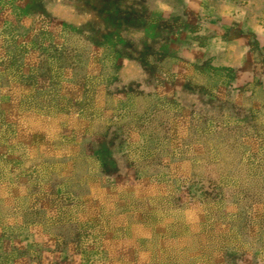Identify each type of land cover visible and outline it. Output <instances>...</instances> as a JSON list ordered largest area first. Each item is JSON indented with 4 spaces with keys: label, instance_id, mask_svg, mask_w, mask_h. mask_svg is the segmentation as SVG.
I'll use <instances>...</instances> for the list:
<instances>
[{
    "label": "rangeland",
    "instance_id": "obj_1",
    "mask_svg": "<svg viewBox=\"0 0 264 264\" xmlns=\"http://www.w3.org/2000/svg\"><path fill=\"white\" fill-rule=\"evenodd\" d=\"M101 1L53 4L61 34L34 32L39 7L15 6L22 19L5 35L0 20V145L20 175L0 187L26 205L0 198V264L38 245L6 226L19 214L33 231L88 221L43 227L64 243L40 264H264V0H203L199 16L223 15L232 36L196 17L179 31L183 0ZM121 57L140 67H117ZM190 60L201 66L174 82ZM158 71L172 75L159 83ZM235 240L241 251L228 253Z\"/></svg>",
    "mask_w": 264,
    "mask_h": 264
},
{
    "label": "crops",
    "instance_id": "obj_2",
    "mask_svg": "<svg viewBox=\"0 0 264 264\" xmlns=\"http://www.w3.org/2000/svg\"><path fill=\"white\" fill-rule=\"evenodd\" d=\"M98 1H99V3L100 2L103 3L101 0H98ZM66 3H70V0H0V20H5L6 21L5 24L7 26L6 29L4 28L2 30V34L5 35V33H7V31H8V29L12 26L10 20L18 21L19 19H22L21 16H17L14 14V12H12V10H14L15 6H17V8H20V10H24L25 8L39 7L38 11L35 13L34 18H33L35 20L34 32H44V31L49 30L51 28L54 31L56 30V32L58 30V32L61 34L64 32V29H62V26L60 28L59 25H60V22H61V24H63L64 22L62 21V18L60 16L51 12V8H52L53 4H66ZM93 3H97V2L94 1ZM183 3L186 5L185 9H184L185 18H184V22L179 24V29H180L179 31H181V29L184 28L186 24H192L191 23L192 17H196V20H195L196 23L194 25L201 27L203 29L205 27H209V29H212V28L218 29L220 24L228 25L231 28V25L229 23H226V21H225L226 18L223 15L220 17H215V16L208 14L207 12H203V14L201 16H199L200 15L199 10H200V7L203 5L202 4L203 0H183ZM99 5H101V4H99ZM164 5L167 7V9L171 8V11H168V13H166V14L163 13V15H162V18L166 19V18L171 17L170 13H173V6H170L167 2H164ZM7 10H9V11H7ZM115 14H117V12H115ZM83 15L86 17H90L89 13L84 12ZM200 17H201V19H200ZM205 18L209 19V22H210V20H215L212 23V26L209 25L208 23L202 21V19H205ZM8 21H10V22L8 23ZM73 33L74 32H72L71 34H73ZM114 33H116V32H114ZM198 33L200 34V33H202V31H198ZM228 34L232 36V28H231V31L228 32ZM73 35L77 36V34L75 35V33ZM118 42H120V40L115 41V44H116L115 47L120 46V45H118ZM94 49L95 48L93 46L91 52H93ZM175 50H181V45H178ZM193 51L199 53V50H197V49L193 48ZM205 51H206V49L202 50V52H204V53H205ZM202 54L203 53H201V55ZM129 59L130 58H123V57L119 58V60L117 62V67H121V66L127 67L130 64L136 66L137 68L140 67V64H138L140 62V60L129 61ZM190 61H191V63L185 65L184 67H181V66L179 67V68H182V70H184L183 71L184 73H182L181 75L177 74V77L175 78L174 82H176V83L179 82L180 84L184 83L186 81V79L189 77V75L192 73V71H194V69L201 66L200 61H197V60H195V61L190 60ZM89 62H90V60H89ZM89 62H88L87 70H86V72L84 74V78H83L86 80H88L90 77L89 72H90L91 68L89 69ZM175 68L173 70L174 72H175ZM103 69H104V65L99 64V75L100 76H102V74L104 72ZM174 72H173V74H174ZM155 75H157V76H154V77L159 78L158 81H160L159 83H161L162 81H167L169 76L172 75V73L171 72L158 71ZM161 78H163V79H161ZM158 81L156 83H158ZM153 82H155V80H153ZM105 89H106V87H105ZM84 91H85V89L82 88V92L80 93L81 95L75 96L74 98L77 100H82L83 99L82 93H84ZM109 126L111 128L112 125H109ZM112 128H113V126H112ZM17 146L20 147V145H17ZM10 147H11V144L8 142H4L2 145H0V164L9 168V169H7L8 173L7 172L5 173V170L0 171V176H1L0 180L3 183L5 182V180L8 181V183H11L10 182L11 177H13L12 179H14V178L18 179L20 176L16 170L12 171L10 168V165L12 163H14L13 160L12 159H4L6 155H10V158H11ZM16 159L18 160V163L23 162L22 160H19L18 157H16ZM10 160H11V162H10ZM7 177H8V179H6ZM71 179H72V177H71ZM5 187H7V188H10V187L18 188V187H14L13 184H12V186H11V184L5 185ZM1 189L2 188L0 187V198L6 200V204L14 206L15 210H20V212L23 210H26V205L22 204L19 198L16 199V198H14V196H4ZM17 192H20V190ZM41 206H42L41 204H38V205H35V207H33V208H32V206L29 208H31V210H39V209L43 208ZM57 208H58L57 211H59L60 209H63L62 206L57 207ZM75 208H80V207L78 204L70 205V210L75 211ZM45 209L49 212L54 211L53 207H50L48 209L45 208ZM16 216L17 217L9 218L7 220L6 226L9 227L10 222H11L12 225H14V227L28 229L29 233H33V234L35 233V239H38V245L34 246L33 240H31V242L30 241L24 242L25 245H23V248H21L19 250L20 251V253H19L20 258L14 260L13 264H33L31 261H34L35 264H40L37 261L38 256H39V259L42 258L38 254V253H40V251H43V249L46 248V246H51L52 243H55V244H63L64 243L63 238L57 237V238L53 239V238L49 237L48 235H46V233L43 230L46 226L61 227V226L67 225V224L73 225L76 223L79 224V226H81L83 228H85V226H88V221L86 222L85 220L77 221V219H75V218H72V219L70 218L69 221L64 222V221H61L57 218L56 220L47 221V223H42V224L38 225L36 228L40 229V231H37L36 229H35V231H33V228L31 227V225H29V223H26L25 221H23L20 214L16 215ZM3 228H4L3 226H0V229H3ZM38 234H40V235H38ZM83 234H84V230L82 232V235ZM82 239L84 240V235H83ZM71 245H74V242L72 244H70L69 247ZM241 249H242L241 243L239 241L235 240L234 243H232V241H231V245L229 247H227L225 250L228 253H237V252H240ZM30 255H33V259L29 258ZM58 255H59V253H58Z\"/></svg>",
    "mask_w": 264,
    "mask_h": 264
},
{
    "label": "trees",
    "instance_id": "obj_3",
    "mask_svg": "<svg viewBox=\"0 0 264 264\" xmlns=\"http://www.w3.org/2000/svg\"><path fill=\"white\" fill-rule=\"evenodd\" d=\"M145 10H146V9H143L142 11H137V12L143 14V13L145 12ZM173 11H175V8H174V7H173ZM144 53H147L146 56H148L149 51L147 50V48L145 49ZM145 58H147V57H145ZM146 60H147V59H146ZM144 63H145V65L148 64V63L145 62V61H144ZM142 68H143V64H142Z\"/></svg>",
    "mask_w": 264,
    "mask_h": 264
}]
</instances>
